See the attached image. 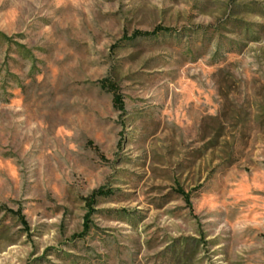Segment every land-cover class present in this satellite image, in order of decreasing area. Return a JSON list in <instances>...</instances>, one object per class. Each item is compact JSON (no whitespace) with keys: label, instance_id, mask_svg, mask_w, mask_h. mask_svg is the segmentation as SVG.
Instances as JSON below:
<instances>
[{"label":"rangeland","instance_id":"374dc122","mask_svg":"<svg viewBox=\"0 0 264 264\" xmlns=\"http://www.w3.org/2000/svg\"><path fill=\"white\" fill-rule=\"evenodd\" d=\"M0 264H264V0H0Z\"/></svg>","mask_w":264,"mask_h":264},{"label":"trees","instance_id":"16d2710c","mask_svg":"<svg viewBox=\"0 0 264 264\" xmlns=\"http://www.w3.org/2000/svg\"><path fill=\"white\" fill-rule=\"evenodd\" d=\"M170 30H165V29H161V28H157L155 30V32H153L152 34H148V33H136L135 34V38H151V37H155L160 33H170ZM101 88L109 93L112 94L113 96V103H114V107L121 109L122 107V102H121V98L117 93V87L114 83L109 82V81H104L101 84ZM112 197V191L110 190H105V189H99L98 191H95L90 198L88 199V204L89 206L93 205V203H95L98 199L100 198H109Z\"/></svg>","mask_w":264,"mask_h":264}]
</instances>
